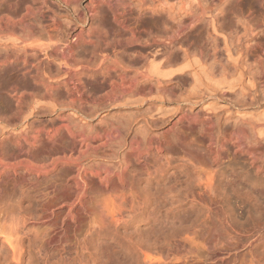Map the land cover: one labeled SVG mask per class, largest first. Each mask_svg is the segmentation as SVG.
<instances>
[{
    "label": "bare ground",
    "instance_id": "6f19581e",
    "mask_svg": "<svg viewBox=\"0 0 264 264\" xmlns=\"http://www.w3.org/2000/svg\"><path fill=\"white\" fill-rule=\"evenodd\" d=\"M14 1L0 0V100L4 102L7 98L11 112L26 113L27 116L19 127H12L0 115V195L3 179L5 181L14 176L37 181L53 175L55 183L58 180L66 184L72 182L73 192L66 194L53 189L54 197L46 205L42 216L19 205L9 212H1L0 264H107L108 246L126 261L118 264H133V261L135 264H177L180 258L170 254V250L158 248L161 257L154 256V248L157 249L154 245L159 243L162 236L167 238L168 231L181 225L184 220V213H173L171 209L170 212L166 210L168 213L161 221L160 217L157 219V210L165 202L162 199L174 192L172 187L168 189L169 193L161 189V186L156 185L154 188L153 181L157 182L167 176L174 164L175 157L171 156V152L179 146L183 153L182 158H175L182 168L174 174V178L171 176L173 187L188 184L191 180L193 182L192 189L187 194L184 193L181 199L178 195L170 198L173 205L176 202L184 204V200L187 201L189 197L188 201L202 205V197L216 193L220 182L225 178L226 184L231 183L232 187L237 185L228 178L233 177V174L225 175L224 168L227 165H224L223 159L227 155L233 157L232 162H242L244 165L241 187L246 195L251 194L252 173L258 178H264V109L259 106L255 114L248 108L257 105L260 96L264 97V46L259 42L250 44L251 40L246 44L233 45L230 39L235 31L229 32L225 23L226 18L232 14L234 3L240 1L230 0L226 3V0H219L220 13L214 19L218 25L217 28V23L212 27L215 28L213 31L217 45L211 50L218 60L214 70L218 78L212 77L213 73H209L212 69L208 72L206 68L208 62L203 57L206 56V49L191 44V26L197 20V13L195 16L191 12L192 15L187 17L190 18L189 23L182 20L168 37H152L150 33L147 42L140 46L141 32L127 22V12H122L125 13L123 16L113 12L114 22L122 30L118 32L123 34L121 41L117 37L119 34H116L118 30L111 27L115 24L107 22L105 25L102 18L103 23L98 21L99 29L95 26L99 30L98 36L93 32L94 35L88 33L92 36L83 38L85 34L81 31L78 40L72 42L69 34L63 30V24L55 16L41 12L37 18L36 12L41 11L39 6L36 10L26 4L20 9L17 2L21 0ZM63 1L67 3V0ZM145 6L142 2V8ZM149 12L154 13L156 10L152 7ZM92 13L89 20L99 16L98 10ZM75 18V21H80L79 17ZM107 19L109 20L106 17V21ZM209 20L212 22L213 18ZM108 24H112L109 26L111 30H108ZM253 26L246 25V28ZM123 39L132 46H122ZM177 52L182 53V58H178ZM208 52L207 56L211 55ZM53 63L58 67L55 73ZM214 78L218 80L215 81ZM185 85L188 87L185 88ZM116 92L121 94L119 98L122 102H114L113 106ZM169 92L174 97L170 103L174 104L171 111H167L165 107L167 100L169 101ZM200 92L213 100H227L229 96L238 105L241 104L242 109L231 106L223 110L225 120L231 121L234 127L226 135L220 129L206 127L205 121V126L200 129L206 140L203 139V143L193 148L191 143H187L186 147V142L174 143L172 148L162 143L154 146L148 140L147 145H153L151 149L155 147L154 151L159 153V158L160 153L165 154L159 159L163 164L160 162L161 165L156 166L158 168L154 166L149 170V178L142 187L132 160L142 161L150 153V148L143 150L140 138L128 140L127 128L90 127V120L98 113L93 108L96 107L97 110V103L104 101L103 98L106 97L109 98L106 101L110 100L115 108L139 109L145 105L154 106L158 115L152 117L149 125H154L159 116L164 117L168 112L179 113L180 122L184 119L196 121V114L189 115L184 108L185 105L194 104L193 95ZM214 102L206 104L203 109L215 113L217 103ZM91 103L96 106H89ZM100 107L102 108L101 105ZM48 112L58 116L61 127H29L31 118ZM88 112H94L93 115L89 113L93 117ZM209 119L208 126H212V119L211 123ZM152 128L154 127H148ZM248 129L254 131L252 138L248 136ZM189 146L197 155L206 151L205 157L209 154L213 162L209 163L203 154L200 155L202 161L201 158L195 160L190 157L193 155L190 152L193 151L188 152L191 149ZM224 154L225 158L222 157ZM178 165L175 166L177 169ZM145 169H149L147 164ZM128 173L132 174L130 184ZM128 184L129 192L124 193ZM92 185L100 188L103 193L96 201L100 220L92 223L80 241L72 244L66 235L69 228L79 227L80 214H90L85 199L94 193ZM247 197L249 198L246 196L245 200ZM55 208L63 209V218L57 222L58 225L55 223L56 228L45 235L44 242L37 244L38 236L34 234L32 225L43 226L58 219ZM76 209L80 210V214L77 212L79 215L76 214ZM144 220L149 228L141 230L135 226ZM188 238H191L190 241L194 240L191 236H187L185 240ZM183 239L184 237L181 240ZM26 240L29 241L27 245ZM193 243L192 241L191 244Z\"/></svg>",
    "mask_w": 264,
    "mask_h": 264
},
{
    "label": "rangeland",
    "instance_id": "374dc122",
    "mask_svg": "<svg viewBox=\"0 0 264 264\" xmlns=\"http://www.w3.org/2000/svg\"><path fill=\"white\" fill-rule=\"evenodd\" d=\"M227 1L229 2L230 0H226V3ZM237 1L240 2L234 3L235 6L231 11L232 14H230L225 20L228 29H230L229 32L235 31L233 37L230 39V42H232L233 45L236 46L246 44L251 40L250 44L259 42L264 46V0ZM12 2L15 1L12 0ZM19 2H21L20 5H23V7H20ZM142 2L143 4H146L144 8H142ZM259 2H262L261 5ZM17 3L19 6L17 7L20 9L24 8L26 4L34 7V9L36 10L40 7L41 11H37L40 13L36 12L37 18H39L41 12H43V14L46 13L51 16H55L60 24H63V30L67 34H69L70 41L72 42H76L78 40L77 37L80 36L81 31H84L85 34L83 35V38H87L89 35H91L88 33H92V35L97 34L98 36L99 30L97 31V28L95 26H97L99 29V22L103 23L105 21V25L107 24V22L113 23L114 25V13H121L116 15L123 16V14L127 12L125 14V16L127 15L126 17H128L127 22L132 24L133 27L138 28L139 32H141L140 46H143L145 42H147V40L150 38V33L152 37H168L171 33V30L178 23H180L182 20H184L186 23H189L190 18H187L188 15H195L197 13V16L195 15L197 20L191 26V44L194 47L204 48V50L206 49L204 53L206 54V56L203 55V57H205L206 61L208 62L206 63V68L208 69V72L212 69L213 72L211 71L209 73H213L212 77L215 76L218 78V76L216 75L217 73L214 74V70H216L217 68L218 60H216L217 58L215 59V56L213 55V52L211 50L214 49V47L217 45V41L215 40L216 34L213 29L217 28L218 25V23L214 19H216L220 13L219 0H67V3H64L63 0H21ZM66 4L67 7L65 6ZM152 7H154L156 12H149L150 8ZM42 8L44 10H42ZM94 10L99 11V16L94 15L95 17L91 19V21L89 20V18H91V16L93 15L92 12ZM72 16L74 18L76 16L79 17L80 21H75L76 18L74 19ZM105 16L109 18V20L107 19L106 21ZM126 17L124 19H126ZM102 18L104 19V21ZM211 18H213L212 22L214 21V24L210 22L211 20L209 19ZM110 20L113 22H111ZM247 21L249 24H247ZM215 24L216 27L214 26ZM256 24L259 25L257 27L259 28L258 30L256 28ZM111 25L112 24H108V30L110 29L109 26ZM115 25L117 26V24ZM115 25L111 27L115 30H118L116 34H119L117 37L121 38V41L123 34L121 32H118L122 30L120 29L119 25L117 27ZM246 25H254V28L250 27L247 29ZM127 35L128 37L130 36L129 34H126V36ZM124 40L125 39H123V41ZM123 41L121 43L122 46H132L130 42L126 43L125 41V45H123ZM121 44L118 45L121 46ZM207 51H209L208 53L211 52V55L208 54L207 56ZM176 54H179L178 58L180 56V58H182L181 52H177ZM205 59H202L203 62H205ZM53 64V70L55 73L57 72L56 70L58 67L55 65L56 63ZM217 78H214V80L216 79L215 81H217ZM186 87H188V85H185V88ZM175 94H177V92ZM115 95H117V97L115 96V99L114 101H112V103L114 104V102H122V99L119 98L121 97V94L118 95V92H116ZM168 96L169 101L167 100L165 107H167V111H171L174 104L170 103H172V99L174 97L170 92ZM193 98H195V100H193L194 104L185 105L186 107L184 108V110L189 115L196 114V121H189L187 119H184L183 122H180L179 118L181 117V115L179 113L172 114L171 112H168V114L164 117L159 116V120L155 122L154 125H149L148 122L151 121L152 117L158 115L154 110V106L151 107L145 105L139 109L115 108L112 107L113 104L110 100L106 101L109 99H107L106 97V99L103 98L104 101H100V105L102 106V108H99L100 102L97 103V110L95 109V104V106L93 105V103L89 105L91 107H95L93 108L94 112L98 111L97 114L95 113L96 116L94 114V117L91 116V114L93 115L94 112H88V114L91 113L89 114V116L93 117L90 120V127H98L99 129L103 127L127 128L129 133L127 136L128 140H131V138L133 137L140 138L142 139V149L145 150L146 148H150V153L146 155L147 158H143L142 161H136L135 159L132 160V165L134 167L133 169H135L140 176V186L142 187L145 184V181L149 178V170L151 171L154 166L159 167L161 164H163V162L160 160L161 155L163 156L165 153H160L159 158V153H157L156 150L154 151L155 147L151 149L153 145L156 146V144L162 143L166 147L172 148L175 145L174 143L180 144V142H186V147L187 143H191L193 148L194 146H197V144H201L206 140L205 135H203L204 133L202 134V131L200 129L205 126V123L207 125L206 127H214L216 130L220 129L223 133H226V135H228L231 129L234 127V124H232L231 121L228 122L225 120L223 110H226L231 106L235 107V109H242L240 106L241 104L238 105L235 99L229 96L227 97V100H213V98H211L210 96L204 95V93L200 92L197 95H193ZM247 99L249 100V97ZM212 101H215L214 103H217V106H215L214 108L215 113H211L212 111L203 109L206 104ZM258 101L259 103H256L257 105L248 107L255 114L258 112L257 109L259 106H262V108L264 109L263 95L260 96L257 102ZM9 105L10 101L7 98L4 99V102L3 100H0V115L2 118L8 121V124H10V126L19 127L27 115L26 113L18 114L14 111L11 112L8 108ZM110 105L111 107H109ZM113 106H115V104ZM34 117L33 119L31 118L29 120V127H61V123L59 119H57L58 116L56 114L54 115V113H40L35 115ZM208 119L209 121L212 119V123L210 121L212 126H208ZM148 127L154 128L148 129ZM248 136L252 138L254 136V131H250L248 129ZM203 139L204 141H202ZM148 140L153 142V145L151 147H149L150 145H147L149 144ZM189 147L186 149H189ZM178 148L174 150V152H171V156L173 158L175 157L176 160L182 158L183 156L181 148L179 146ZM192 148L189 149L188 152H190ZM192 151L195 153L194 149ZM193 152H190L193 155L189 153L188 154L189 156L191 155L190 157H193L195 160L200 159L201 154H207L206 151L202 153L199 152L200 155H197L196 153V155H194ZM188 154L186 156H188ZM205 155L204 158L207 159L209 163H212V156H209L208 154L206 158ZM224 156L225 154L222 155V157ZM175 158L174 164L168 170L167 176L164 179L157 180V182L153 181L154 188L156 185L161 186V189H165L167 190L166 192H168V189H171L172 187L174 192L172 195L169 194L165 198L162 197L164 198L162 200H164V203L166 204L163 203L162 208H159V210H157L158 218H156L159 219L160 217L159 221H161V219L166 216L165 214L168 213V211L166 210H169V212L172 210L173 213H184V220L181 225L176 228L172 227L168 231L169 235H165L167 238H163L162 236L158 241L159 243L157 245H154L157 247V249L154 248V256L156 258H158V256L161 257V253H159L160 250H158V248H163L165 251L170 250V254H175L176 256L174 255V257H177L178 255V259L180 258L183 260L182 261L179 259V263L177 262V264H181V262H184L183 264H264V178H258L256 174L252 173L250 178L252 188L250 192L251 194L246 195L241 187L244 165L242 164V162L240 164L232 162L233 157H228L227 155V158L223 159V162L225 163L224 165H227V168H224V172L226 176H230L231 174L234 175L233 177H228L230 180L232 179L237 183V185L233 186L234 188L232 187L231 183L226 184L225 179L227 178H225L222 182H220L221 184L219 185L216 193L214 192L202 197V205L188 201L190 197L187 201L184 200V204L183 202H176L173 205L171 204L172 199H170L173 197V195H178V198L180 196L181 199L183 194H187V192L192 189L193 186V182L191 180L190 182H188V184H178L177 187H173L174 181L171 176H173L174 178V174L178 173V171H180L182 168L180 165H178L180 164L179 160L176 161ZM202 159L203 158H201V161ZM204 162H206V160ZM146 164L148 165L149 169H145ZM177 165L179 166L178 169L175 167ZM213 166L215 167L216 165ZM127 176L128 183H132V174L128 173ZM53 177L54 176L51 175L48 178H41L37 181H32V179L30 178V180L28 178L21 179L20 177L17 178L15 176L13 178L10 177V179L6 178L5 181L3 179L4 183H2V193L0 195V213L9 212L11 209L19 205L23 209L31 211V213H37L39 214V216L44 215L46 205L54 197V193L52 194L53 189L54 191L57 190V192L66 194H71L73 192L72 182L66 184V182L63 183L62 181L58 180V182L55 183ZM129 184L124 193L129 192ZM91 187L93 188L94 193H92L91 196L85 199L88 212L90 214L88 216H85L83 214L81 215L79 213L80 210L76 209V214H80H78L80 225L75 229L69 228L66 235L69 242L72 244L76 241H80V238H82V235L88 230L90 225L100 220L99 214L96 209V201L100 198V196H103L101 195L103 193L101 192L100 188H97L93 185ZM246 196H249V198L247 197V199L245 200ZM181 210L183 212H180ZM62 211L63 209L55 208V212L58 214V219H54L51 224L49 223L43 226L39 224L32 225L34 234L38 236L36 240L37 244L44 242L45 235L54 227H57L55 223L60 222V220L63 218L62 216L64 215V212L62 213ZM60 212L62 214H59ZM161 214H163L164 216H161ZM145 220L144 222L141 221L135 226H138V228H140L141 230H146L149 225ZM69 223L70 221H68L67 224ZM128 230L131 231V228H128ZM177 234L180 236H177ZM182 236L184 237L183 240H181L183 238ZM187 236H191L192 238H194V240H192L194 242L193 244H191V238H188L187 241L185 240ZM174 241L176 243H174ZM25 244H29V241L26 240ZM180 244L182 245L179 246ZM109 247L110 246L106 247V256L109 259L107 264H118V262L120 261L121 263H126L122 255L120 256V254L113 253L111 249H109ZM178 252H180L181 254ZM132 263L135 264V261H133Z\"/></svg>",
    "mask_w": 264,
    "mask_h": 264
}]
</instances>
